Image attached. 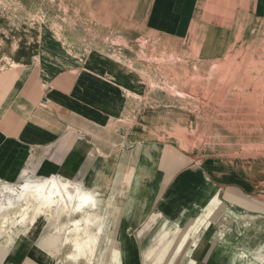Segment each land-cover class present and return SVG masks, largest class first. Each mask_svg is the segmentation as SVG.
<instances>
[{"label": "crops", "instance_id": "crops-1", "mask_svg": "<svg viewBox=\"0 0 264 264\" xmlns=\"http://www.w3.org/2000/svg\"><path fill=\"white\" fill-rule=\"evenodd\" d=\"M263 20L264 0H0V185L79 184L92 264H264L257 169L243 183L143 131ZM70 220L3 234L0 264H87L56 230Z\"/></svg>", "mask_w": 264, "mask_h": 264}, {"label": "rangeland", "instance_id": "rangeland-1", "mask_svg": "<svg viewBox=\"0 0 264 264\" xmlns=\"http://www.w3.org/2000/svg\"><path fill=\"white\" fill-rule=\"evenodd\" d=\"M8 4L3 5L9 7ZM259 24L256 31L242 34L232 48H227L219 66L211 69L210 63L205 66L202 74L208 73L205 76L210 74L212 79L194 80L197 93L193 98L179 97L175 111L156 114L159 127L143 130L145 134L174 141L195 154L224 164L228 173L238 171L242 182L247 184L250 175H256V169L258 180L264 179V20ZM186 105H193L194 111L187 112ZM253 162L257 165H252L251 171ZM30 179L23 176L13 185H0V230H6L4 215L19 220L27 208L25 212L31 217L35 202L27 196L19 200L18 195L4 189L21 187ZM9 201L12 206L5 210L10 207ZM48 216L55 221L59 218L54 211ZM77 216L70 218L79 221ZM28 227L26 224L14 230L22 233Z\"/></svg>", "mask_w": 264, "mask_h": 264}, {"label": "bare ground", "instance_id": "bare-ground-1", "mask_svg": "<svg viewBox=\"0 0 264 264\" xmlns=\"http://www.w3.org/2000/svg\"><path fill=\"white\" fill-rule=\"evenodd\" d=\"M25 183L26 184L23 186L21 185V187L5 186L4 189L10 191L12 194L18 195L19 200L27 196L29 200L34 201L35 203L32 204L31 209L32 215L28 217V213L25 212L28 210L27 208L20 214L19 220H12L11 218H6V215H4L3 228H6V230H0V236L11 232L17 227H24L26 224L32 226L37 218L48 216L51 211H54V215L58 218L62 215H69V217L75 215L82 216L87 210L90 211L95 209L96 202L94 203L92 196L82 192L79 184L75 182L53 176ZM9 206L10 207H7L5 210L11 208V201H9ZM2 212H4V209ZM89 215L90 212H87V219H85L86 224L90 222ZM69 222L71 223L72 229L68 230V224L64 225L62 228L59 226L56 229L57 232H61L62 229L67 230V232L64 233V244H70L71 248L74 250V253L69 255L68 258L72 260L87 258V264H92L91 260L96 241L90 237H81L84 232L81 222L75 219ZM96 238L97 237H95V239Z\"/></svg>", "mask_w": 264, "mask_h": 264}]
</instances>
